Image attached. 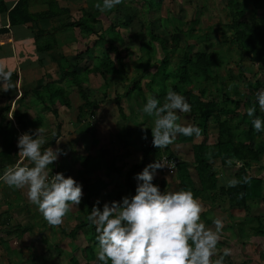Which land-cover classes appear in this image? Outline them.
<instances>
[{"label": "rangeland", "instance_id": "1", "mask_svg": "<svg viewBox=\"0 0 264 264\" xmlns=\"http://www.w3.org/2000/svg\"><path fill=\"white\" fill-rule=\"evenodd\" d=\"M124 1L128 2L126 6L123 4L116 6L113 13L108 12L109 15L105 13L108 17L104 16V14L102 15V18L107 22V25H109L110 20L115 24V29H117L120 34V37L117 38L118 40L115 41V44L124 56V67L118 71L119 76H115L114 78L105 81L108 83L107 85L109 86V89L113 90L114 88V92L108 90L110 94H115V92L117 93L118 91H121L119 90L121 86H126L130 91L129 96L132 99H129V102L127 100L125 101L122 114L117 112L115 103L113 104L114 106L110 107V105H108L106 107L103 118L107 117V119H110L112 117L116 120L117 124L112 121L108 124L103 123V126L100 127L95 126V131L93 132L98 134L97 136L99 140L96 142V145L93 143L90 145L89 152L96 161L93 160L97 163L95 165L94 161L90 158V161L88 162L90 164V174L84 175L91 179L99 176L105 182H108L107 188L102 190L98 200H96L99 201L97 207H100L101 209L104 203L111 202L108 198L109 194L118 195L119 198L117 201H120L121 197L128 193L123 183V175L126 168H128V165L132 162H139L142 149L145 148L151 140V128L153 127L154 117H148L143 113L142 109L148 96L152 94L155 87L158 90L162 88V82L159 80L161 77L164 75L169 76V79L164 84L167 91L169 89L173 90V86H177L182 92L185 90H191L198 93V90L201 87L200 85L202 84V86L206 87V94L213 97H220L219 93L212 85V83L215 82L217 86H219L220 83H224L226 89L230 93H232L233 89H236V91H238L237 97L243 98V95L239 93V91L248 93L244 81L239 78V72L243 70L246 78L250 81L260 78L262 80V87L259 89V92L264 90V64H252L249 60H243V68L241 69L236 47L228 42H221L220 32L218 30L210 29V27H220L229 22L225 0H162L158 8L152 9H150V5L154 3L149 2V0ZM100 3L102 4V2ZM192 20H198V23L194 24L192 32L196 37L191 36L186 38L185 35L180 32V29L185 32L190 26ZM122 21H126L127 25L122 24ZM145 28H150L155 34L162 35L167 39V43L165 44L168 59L166 58V60H163L164 62L162 61L164 52L158 42L154 41L153 43H146L148 36L146 35ZM207 33L209 34L208 37L206 36ZM172 34L177 35L180 39L178 47L181 48L177 51L171 50L173 42L169 38ZM92 37L91 41H95L96 36L92 35ZM144 41L147 46L143 44ZM151 46L154 50L150 52L149 48ZM187 46H190L192 51H210L216 49L218 63L215 67V72L211 73V79L209 82L203 80L202 83L193 82L192 84L185 85L174 79L177 75L176 69L178 67L177 63H179V57L182 55L183 49H185V52L188 51ZM89 52L90 53L88 54L91 56L92 51L90 50ZM161 63H165L166 66L164 65V69L160 68V70H157ZM60 64L61 68L71 66H69L71 63L66 61H63V63L60 62ZM80 70H76L77 72L80 71L78 73L79 77L78 75H76V77L84 80L81 87L83 92H85L87 90L86 85L88 86L87 83L89 82L88 74L83 72L84 67H81ZM156 72L157 74H155ZM151 78L155 81V86H148ZM101 80L102 79L100 78L92 79L89 84L98 87L100 83H102ZM55 83H58L62 87V91H55L53 81V83L50 84V88H48L52 89V91L50 94H46L47 99L55 94H57V96L54 100L58 98L59 100L61 98L64 99L67 96L68 89L71 91V87L75 86L74 82L70 79L69 81L65 79L64 84H61V82ZM107 85L106 88H104V91H107ZM133 85L134 87L132 89L131 87ZM148 87H153L154 89L149 91ZM90 88L92 90L94 89L91 85ZM72 91L77 93V95L81 92L79 89ZM120 105L122 107V104ZM110 112H113L114 114L111 115ZM100 119L102 118H99V120ZM106 121L105 123H107ZM119 121L120 124H118ZM186 121L187 116L185 113H182L178 123L185 124ZM144 135L147 136V139H142V136ZM93 136L96 137L93 133L87 135V137L91 139ZM215 136L216 128L214 125H210L209 133L205 141L208 144H211L214 142ZM261 137L263 139L264 134ZM125 142H130L133 146L130 145L132 147H128ZM183 147H186L187 151L184 150V152H178L182 153L184 159L191 160L192 156L190 154L191 148L189 144L185 146L183 145ZM99 148H104L105 150L100 152ZM172 149L176 154L178 153V148L173 146ZM107 150H109V152ZM20 156L21 154L19 153L18 157ZM80 156L82 158L84 154L82 153ZM72 157L74 158V162L71 163V167L69 168L66 165V170L68 171L66 177L70 176L80 183L81 180L76 173L77 168L81 166L78 161L79 157H74V154H72ZM177 157L180 158L181 156L177 154ZM112 158H115L117 161H120V159L123 158V161L126 162L127 166L122 169L121 175H115L110 172L108 162H110ZM66 160V158H62L63 162H66ZM71 160L72 159H69L68 163L71 162ZM10 161H13V157H10ZM62 161L60 159L56 166H62ZM155 161V156L151 154L147 157L146 163L150 164ZM211 162L215 167L216 173L218 174L217 176L220 178L226 176L233 177V174L241 164L239 161L234 160V166H229V168L224 169V167L219 164L218 159L214 161L211 160ZM119 163H121V161ZM14 165L29 166V161L24 162V164L20 162H14L11 164V166ZM142 170L143 168L139 169L132 176L135 186L139 183V181L135 179V176ZM191 172L195 179L196 176L192 168ZM248 172L249 174H258L261 178L263 177L264 183L263 157H261L259 162L251 164L248 168ZM165 174L166 176L164 177L166 178H164L162 173H159L157 170L153 184L158 185L162 192H175L174 181L177 180L175 179V172ZM165 183L167 186H165ZM7 188L10 190L7 194L9 195L6 199L7 205H4V207L0 209V212H2L0 219L9 216L11 219V226H1L0 230H2V237L4 239H9V251H7L3 245H0V264H68L69 257L71 256L75 257L80 262L84 261L81 249L89 243L86 239L85 233L82 232L75 238H69L62 231L65 230L68 232L72 229L74 224L83 217V199L77 208H72L60 226L52 227L43 219L37 206L29 202L27 196L26 198L21 197V194L18 195L14 192L15 189L8 185ZM4 190L7 189L4 188ZM10 192L14 193H11V197ZM218 199L219 203L217 201ZM218 199L215 200L218 205H215L216 202L214 205L211 204L214 202V199L205 201V203L200 201L203 206V212H206V214H201V222L213 231L216 230L214 224L215 220L227 223L226 226L222 223V228L219 231L220 239L217 244L222 250L223 248L225 249V247H222L221 245H226L230 242V248H227L230 250V255L224 258V264L240 263L242 261H245L247 264H264V233L261 234L253 229V227L260 226L264 232V201L250 199L248 200V208L236 209L230 208L222 198L219 197ZM17 224L23 227L27 226L29 231L24 234L21 233V235H16V240H10V237L15 235L12 234L8 237L6 230L15 227ZM14 231L16 232L17 230H13V232ZM92 245L93 250L97 255L99 247L95 244ZM55 246H57V248H54ZM219 248L215 249L216 255L213 256V260L218 258L220 253L223 254V252H217ZM48 249H52V251L56 249V251L51 255H47L46 251H48Z\"/></svg>", "mask_w": 264, "mask_h": 264}, {"label": "trees", "instance_id": "2", "mask_svg": "<svg viewBox=\"0 0 264 264\" xmlns=\"http://www.w3.org/2000/svg\"><path fill=\"white\" fill-rule=\"evenodd\" d=\"M146 2V1H145ZM154 4L150 5V9L158 8L162 0H149ZM24 1L18 2L15 6L14 11L11 13V20L14 21V15H18L16 22H27L34 20L33 15H29L24 9L21 12V6ZM124 6L128 4L127 1L121 3ZM155 5V6H154ZM250 7H249V6ZM225 7L228 12L229 22L221 25L220 27H215L210 29L218 30L221 35V42H228L234 45L238 51L239 55V66L242 69V61L249 60L252 64L262 63L264 64V0H225ZM53 14L51 10L46 13V16ZM100 13L99 11H86L84 12L77 20H75L74 26L78 27L80 32L95 34L96 39L93 41L92 47H87L84 51L85 54L90 53L96 44L102 42L104 46L99 51L98 55H94L91 52L92 57V66L90 68H85L83 72L89 74L90 72L98 73L104 81L109 77L114 76L118 71L124 67V56L121 53V50L117 47L114 41L118 40L120 37L119 32L115 29V24H111L108 28L100 27L101 22L99 21ZM122 24L127 25L126 21H122ZM198 23V20H192L190 26L184 32L180 29L185 37H196L193 35V26ZM100 24V25H99ZM115 32V33H114ZM146 43H153L157 41L160 45L162 51L164 52L163 60L168 59V53L166 52L167 39L162 36L155 34L150 28H145ZM208 37L209 34L207 33ZM198 37V35H197ZM172 40V51H177L180 48L178 47L179 37L172 34L170 38ZM144 40V39H143ZM145 44V41L143 42ZM147 44H145L147 46ZM150 52L153 51V47L149 48ZM187 52L183 49L182 55L179 57V63H177V75L175 80L181 84H192L193 82L202 83L203 80L209 82L211 79V73L215 72V67L217 66L218 59L216 54V49L210 51L196 50L192 51L190 46H187ZM164 62V61H163ZM59 63V67H60ZM165 63H161L160 68L164 69ZM61 77L74 82L77 89L83 92L81 84L84 80L79 77V72L76 70L70 69V67L61 68ZM157 74V72L155 73ZM72 78H71V77ZM239 78L244 81L245 86L248 89V93L239 91L243 95V98H239L238 91L233 89L230 93L224 83H220L219 86L216 83H212L214 89L219 93L220 97H213L209 94H206V87L200 85L201 87L198 90V93H195L191 90L180 91L177 86H173V90L180 95L184 96L187 102L191 105V112L185 113L187 116V121L185 124L181 125H196L201 129V134L199 136L186 137L183 135H177V143L182 145L190 146L193 154V159L184 160L180 159L175 171V178L178 181V186L180 190L191 191L194 197L202 202L210 201V199H215L216 196L223 198L227 205L230 208H245L247 207V202L250 199H257L264 201V183L261 177L253 176L249 174L248 168L253 163H257L263 157L264 160V138L262 139V132H256L252 126V119L259 117L264 121V111L260 110L257 94L259 89L262 87V80L256 78L253 81H250L246 78V75L243 73V70L239 72ZM169 79V76L164 75L161 77L162 88L155 89L153 87H148L150 90H153L152 96H155L161 104L164 102L165 95L167 90L164 84ZM155 81L151 78L149 85L155 86ZM53 82H48L45 84V88H50V84ZM106 81L104 82V87L106 86ZM44 89V88H42ZM54 89L57 92L62 91V87L54 82ZM42 99H46V90H42ZM79 92V93H81ZM39 94V92L37 91ZM83 96V93H81ZM57 94L53 95L51 98H54ZM207 96V97H206ZM61 100V99H60ZM116 104L118 107L119 114H122V107L120 105V98L116 97ZM89 104L90 108H95V104L85 101L82 107L78 109V118H82L85 114L83 107ZM250 107H255V117H248L247 109ZM3 111L0 110V113ZM182 113H179V117ZM3 116V115H2ZM1 116V117H2ZM19 119L22 120L20 116ZM178 122V121H177ZM24 124V123H23ZM210 125H214L216 128V136L213 143L208 144L205 140L209 133ZM3 123L0 124V135L4 138ZM33 132H30L31 134ZM58 135L55 136V138ZM200 138L196 143L194 142L195 138ZM261 137V138H260ZM164 152V153H163ZM167 156L177 157L174 151L169 148V145L166 148H156L152 145V135L149 144L142 149L141 158L138 163L132 162L128 165L127 170L124 173L123 183L127 189V194L125 196L131 197L135 195V184L132 180V176L139 169L144 168L146 165L147 157L151 154L155 156L157 160L163 154ZM218 159L219 164L222 167L234 166V160L239 161L241 164L237 168V171L233 174L234 179L242 180L244 177H249L250 182L245 184L241 183L235 187H228L227 182L225 183L217 176L216 170L214 168L211 160ZM231 160L229 164L227 161ZM90 161L89 156H82L80 159V164L82 169L79 170L78 176L81 179L82 191H83V217L80 218L68 232L62 230L66 236L69 238H75L79 233L84 232L87 241L82 249V255L84 258L83 262H80L75 257H69L68 264H101L97 260V255L93 250V245L97 244V233L95 231V226L91 225L87 220V216L90 214L93 205L96 204L99 195L102 190L107 188L108 182H105L101 177L96 176L94 179H91L88 176L90 174ZM121 161V163H119ZM117 161L115 158H112L108 162V167L110 172L115 175H121L122 169L126 166V162L120 159ZM191 168L195 174V179L192 176ZM51 170L53 174L61 172L66 177L63 168L52 166ZM110 182V181H109ZM164 183V182H163ZM108 195V194H107ZM108 198L111 201H117L118 195L109 194ZM97 206V204H96ZM206 214V212H202ZM2 212L0 213V218ZM10 221V217L6 216L3 219H0V227H8L7 223ZM254 230H257L259 233L263 234L260 226L253 227ZM13 232L12 230H6V234L10 237L12 234L15 236L10 238V240H16V235L24 234L28 232L29 229L27 226H18L16 225ZM87 230V231H86ZM18 233V234H17ZM9 239H4L2 237V230H0V245H3L7 251L9 248L8 245ZM54 248H57L55 246ZM56 251L48 249L46 251L47 255H51ZM220 255H222L220 253ZM110 264V262H109ZM226 264H247L245 261L240 263H226Z\"/></svg>", "mask_w": 264, "mask_h": 264}, {"label": "clouds", "instance_id": "3", "mask_svg": "<svg viewBox=\"0 0 264 264\" xmlns=\"http://www.w3.org/2000/svg\"><path fill=\"white\" fill-rule=\"evenodd\" d=\"M123 0H102L96 5L101 12L111 11ZM12 71L0 65L2 91L13 90ZM261 111H264V90L257 94ZM191 105L184 96L169 89L164 102L148 96L143 113L154 117L151 128L152 145L166 148L177 135L199 136L201 129L196 125H181L178 113H190ZM256 108L247 109L248 117H255ZM256 132L264 131V121L252 119ZM55 136V133H52ZM147 139V136H142ZM49 141L43 127L33 133L18 137L17 147L22 157L32 166L14 165L5 170L0 180L14 189H26L29 202L37 206L43 219L52 227L60 226L67 214L81 203L82 185L63 173L52 174L51 167L60 156L66 155L59 147H44ZM43 149V151H42ZM229 164L231 160L227 161ZM174 166V165H171ZM170 168L167 161H155L136 174L139 181L135 195L123 196L120 201L93 205L87 220L97 233V260L101 264H224L230 255L229 249L213 260L219 243L222 222L215 220L213 231L201 222L203 206L191 191L162 192L153 184L157 170ZM250 178L229 179L228 187L249 183Z\"/></svg>", "mask_w": 264, "mask_h": 264}, {"label": "crops", "instance_id": "4", "mask_svg": "<svg viewBox=\"0 0 264 264\" xmlns=\"http://www.w3.org/2000/svg\"><path fill=\"white\" fill-rule=\"evenodd\" d=\"M20 1L22 0H0V65L4 66L5 70L12 71V81L16 84L13 90L7 92L2 91L3 85L0 84V110L3 111L0 113V124L3 123V126L7 127H3L4 138L0 136V170L2 169L0 171V176L3 175L7 168L11 167L12 163L20 162L24 164V162H28L24 157H18L19 149L17 147V140L21 134L26 132L30 133L32 130L34 132L39 127L45 129V135L49 141L48 144L44 145L45 148L51 147L55 149L59 147L67 153L66 155L60 156L58 159V161H60V159L62 161V158L67 159L66 162L62 161L63 164L60 166L63 168L66 175L68 174L66 170L67 167L70 168L71 163L74 162L72 154H74V157H79V164L81 159L80 155L82 153L85 156H90L92 160H95L89 152L90 145H92V143L96 145V142L99 140L98 134L93 132L95 131V126L100 127L103 126V123L108 124L112 121L116 123V120L112 117L110 119H107V117L103 118L106 107L108 105H110V107L114 106L113 104L115 103L117 112H119L115 100L116 97L120 98L122 108H124L123 105H125V101L127 100L129 102V99L132 98L129 96L130 91L126 86H121L119 89L121 91L115 92V94H110V92H108V90L114 92V88L111 90L108 85L107 91H104L106 86H103V78L98 73L90 72L88 74V86L86 85L87 90L82 92L84 97L81 93L77 95V93L73 92L72 90L77 89V87L72 86L71 91L68 89L66 98H61V100L64 101H60L59 98L52 100V96L49 99H42L41 91L45 89L46 83L53 81L61 82V84L65 83V79L61 77L60 62H70L71 64H69V66H72H70V69L77 71L80 70L81 67L85 69L92 66V57L89 56L88 53L85 54L84 51L87 47H92L93 41H91V39L93 38L92 35L95 34L80 32L79 28L74 26L73 22L86 11H99L96 5L102 2V0H23L24 3L21 6V12L24 9L29 15H33L35 18L34 20L22 23L16 22L19 18L17 14L14 15V21H12L10 17L15 6ZM50 10L53 14L46 16V13ZM113 11H115V9L105 12L99 11L100 15L98 19L101 22V25L99 24L100 27L104 29L113 24V21L110 20L109 25H107V22L102 18L103 14L107 16L109 15L108 12L113 13ZM103 46L104 44L102 45V42H100L96 44L91 51L94 55H98ZM115 76L118 77L119 73L109 77L108 80ZM96 78L102 79V83H100L98 87L89 84L92 79ZM2 82V79H0V83ZM106 84L108 83L106 82ZM90 85L94 88L93 90L90 88ZM133 87L134 85L131 88L133 89ZM148 89L150 91V88ZM51 91L52 89L46 88V94H50ZM85 101L95 104V108H90L87 103V105L83 107L85 111L84 116L78 118V109L83 106ZM110 114L113 115L114 113L110 112ZM18 116H20L22 120L19 119ZM99 118L102 119L99 120ZM105 121L107 123H105ZM118 124H120V121ZM53 132L55 136L58 135L56 138L52 136ZM89 133H93L96 137L93 136L92 139L88 138L87 135ZM198 141L199 138L196 137L194 142L197 143ZM125 144L128 147L133 146L130 142H125ZM173 146L178 148L177 152L187 151L186 147H183L181 143H177L176 139L169 145L172 151H174L172 149ZM103 150L105 149L99 148L100 152ZM107 151L109 152V150ZM181 152L177 154L182 157ZM190 154L193 159L192 150ZM10 157H13V161H10ZM181 157V160L184 159ZM69 159L72 160L68 163ZM121 159L123 160V158ZM58 161L54 162L52 166H56L57 163H59ZM95 161L94 164L96 165L97 162ZM30 166L32 165L29 161V167ZM126 166L124 168H126ZM227 168H229V166L224 167V169ZM81 169V166L77 168V175ZM162 175L163 177L166 176L165 173H162ZM251 175L260 177L258 174ZM220 179L226 183L229 179H232V177L226 176ZM165 186H167L166 183ZM4 188L7 190H4ZM174 189V191H180L177 180L174 181ZM25 190L26 189H15L14 192L26 198L27 195ZM9 191L7 184L0 180V204L4 202L1 204L0 209L4 207V205H7L6 199L9 196L7 195ZM11 193L12 192H10V194ZM216 197L217 198H215L214 202L211 204L214 205L216 202L215 205H218L219 196ZM216 199H218V203L215 201ZM222 200L224 199L222 198ZM222 223L225 226L227 224L225 222ZM7 224L8 227L11 226L10 221ZM14 228L15 227H12L9 230H14ZM229 244L230 242L221 246L227 249ZM216 248L219 247L217 246ZM223 251L224 248L222 250L221 248L217 250V252Z\"/></svg>", "mask_w": 264, "mask_h": 264}, {"label": "built area", "instance_id": "5", "mask_svg": "<svg viewBox=\"0 0 264 264\" xmlns=\"http://www.w3.org/2000/svg\"><path fill=\"white\" fill-rule=\"evenodd\" d=\"M156 161H167L168 164L170 165V168H163V169H159V172L162 173H173L176 171V167L178 165V163L180 162V158L178 157H172V156H167L165 154L161 155ZM174 165V166H171Z\"/></svg>", "mask_w": 264, "mask_h": 264}]
</instances>
